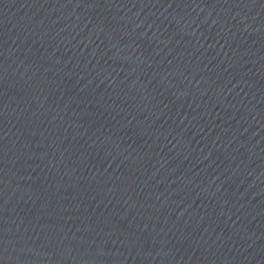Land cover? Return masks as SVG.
Masks as SVG:
<instances>
[{"label":"water","instance_id":"obj_1","mask_svg":"<svg viewBox=\"0 0 264 264\" xmlns=\"http://www.w3.org/2000/svg\"><path fill=\"white\" fill-rule=\"evenodd\" d=\"M0 264H264V0H0Z\"/></svg>","mask_w":264,"mask_h":264}]
</instances>
